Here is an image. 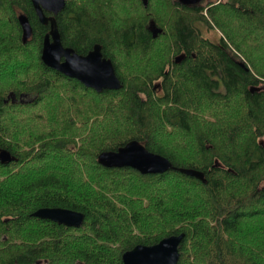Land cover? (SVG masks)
Segmentation results:
<instances>
[{
  "label": "trees",
  "instance_id": "16d2710c",
  "mask_svg": "<svg viewBox=\"0 0 264 264\" xmlns=\"http://www.w3.org/2000/svg\"><path fill=\"white\" fill-rule=\"evenodd\" d=\"M161 1L66 0L63 44L83 55L100 44L122 81L97 92L43 62L50 26L31 0H0V148L26 162L0 176V264H124L136 245L182 233L178 264H264V67L255 55L264 0ZM206 8L227 31L217 42L199 27L211 26ZM22 13L34 29L27 43ZM132 140L205 180L100 164V153ZM42 207L83 212L85 222L33 216ZM31 221L43 225L42 241L15 243L12 228Z\"/></svg>",
  "mask_w": 264,
  "mask_h": 264
},
{
  "label": "water",
  "instance_id": "95a60500",
  "mask_svg": "<svg viewBox=\"0 0 264 264\" xmlns=\"http://www.w3.org/2000/svg\"><path fill=\"white\" fill-rule=\"evenodd\" d=\"M31 1L40 22L50 26V31L45 35L42 49V60L47 66L70 78L79 80L97 92L119 90L123 87L113 61L104 56L100 44H96L85 55L63 44L57 16L65 8L66 0ZM203 1L180 0L182 4L187 6L197 5ZM144 2L145 5L148 4L147 0ZM19 22L23 31V42L27 43L33 35V26L29 17L24 13L19 15ZM149 30L154 37H158L163 32L162 28L154 22L150 24ZM241 66L249 69L244 61H241ZM259 89L261 88H253L252 91ZM11 97L15 101L16 95L12 93L9 95V98ZM17 160L18 158L9 150L0 148V162L2 164H9ZM99 162L109 168L132 167L142 174H162L177 169L189 176L205 180L204 172L191 168H177L167 157L149 151L138 140H132L116 151L100 153ZM218 165L217 163L216 166ZM33 216L75 228H80L85 222L83 212L62 207H42L36 210ZM185 236V233L171 235L153 245L138 244L123 254V262L124 264H178L181 257L180 245Z\"/></svg>",
  "mask_w": 264,
  "mask_h": 264
},
{
  "label": "rangeland",
  "instance_id": "374dc122",
  "mask_svg": "<svg viewBox=\"0 0 264 264\" xmlns=\"http://www.w3.org/2000/svg\"><path fill=\"white\" fill-rule=\"evenodd\" d=\"M145 0H143L144 2ZM148 3H149V0H147ZM160 1L162 2L161 0H157V2ZM205 6H208V5H217V4H227L228 3V0H204L203 1ZM145 3V2H144ZM153 3V6H152V9L154 11V2ZM148 5V4H147ZM146 5V6H147ZM208 8H206L205 10V15L207 17V19L209 20L211 26L208 27L207 24L205 23H200L199 24V27L201 29V31L204 33V35L206 37H208L209 39L213 40V41H219V39L221 37H224V34H227V31L223 28H221L220 26H218V24H216V22L211 18L210 14H208ZM231 13L229 10L226 11V14H229ZM231 16L235 17L234 14L231 13ZM238 20H241L239 17H238ZM246 25V23H245ZM228 29V28H226ZM255 34L257 35H261L263 37V40H264V31H260V28L257 27L256 28V31H255ZM244 41V50L248 53V52H252L251 50L253 49H250V45L246 42V40H243ZM264 42V41H262ZM232 50L235 51V48L234 46H232ZM240 55H241V52H240ZM255 55L261 59V61H263L262 65L264 67V51L263 50H260V52H256ZM240 60L242 61H246V59L244 57H241L239 56ZM13 71V67L12 66H9V70L6 69L4 72H2V75L1 77H6V78H10V75L12 74ZM156 83H161V80L157 81ZM172 143V142H170ZM178 149V152L180 151H188L190 155V150L188 149H185V148H182V146H180L178 144V146L176 147ZM192 150V149H191ZM194 153V151H193ZM192 153V157H194V154ZM186 155H187V152H186ZM187 155V156H188ZM185 156V157H187ZM25 161L23 162H17L16 164H13L12 166H10L9 168H7L6 170H0V176L4 177L6 176L8 173H12V172H17L19 171L20 169H22L24 166H25ZM43 227V225L39 222H36V221H31L29 223H27L26 225L22 226L20 229H18L17 227H13L12 228V239L15 243L17 244H21V243H26V244H34L36 243V241L38 240L39 242H41L42 240L40 239V236L42 235V233H39V231L41 230V228ZM44 228H45V233H46V238L47 239H50L51 238V230H50V227L44 225ZM50 230V232H49ZM72 233H79L77 231H70L67 233V235L69 234H72ZM7 237V236H6Z\"/></svg>",
  "mask_w": 264,
  "mask_h": 264
},
{
  "label": "flooded vegetation",
  "instance_id": "af4514ba",
  "mask_svg": "<svg viewBox=\"0 0 264 264\" xmlns=\"http://www.w3.org/2000/svg\"><path fill=\"white\" fill-rule=\"evenodd\" d=\"M13 162H18V161H13ZM13 162H12V163H13ZM67 227H68V226H67Z\"/></svg>",
  "mask_w": 264,
  "mask_h": 264
}]
</instances>
